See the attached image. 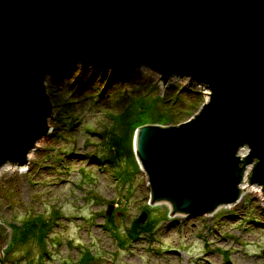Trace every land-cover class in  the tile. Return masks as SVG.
<instances>
[{"label":"water","instance_id":"water-1","mask_svg":"<svg viewBox=\"0 0 264 264\" xmlns=\"http://www.w3.org/2000/svg\"><path fill=\"white\" fill-rule=\"evenodd\" d=\"M77 63L209 91L193 120L134 134L153 205L191 218L234 206L249 165L264 196V0H0V171L24 169L49 135L45 78ZM10 233L0 224V254Z\"/></svg>","mask_w":264,"mask_h":264},{"label":"rangeland","instance_id":"rangeland-1","mask_svg":"<svg viewBox=\"0 0 264 264\" xmlns=\"http://www.w3.org/2000/svg\"><path fill=\"white\" fill-rule=\"evenodd\" d=\"M179 79L81 63L46 76L49 135L30 153L24 173L0 175V224L11 231L0 263L264 264L263 192L260 198L240 192L233 209L198 218L174 216L166 202L151 203L135 132L178 127L209 102L203 84ZM32 219L49 221L47 236L11 243L12 227ZM146 224L150 231L135 235Z\"/></svg>","mask_w":264,"mask_h":264},{"label":"trees","instance_id":"trees-1","mask_svg":"<svg viewBox=\"0 0 264 264\" xmlns=\"http://www.w3.org/2000/svg\"><path fill=\"white\" fill-rule=\"evenodd\" d=\"M134 124L137 125L136 121L134 122ZM133 127L134 126H132V128H130L127 131V133L129 131H131V129L133 131L134 130ZM126 143L129 145L130 141L128 143V139H127ZM116 144H117V138H115L114 140H112V145L114 146ZM29 221L30 222H26V224L24 225V227H21V226H19V227H12V232L13 233H12V237H11V243L13 241H16V242H18V245H24L31 238L34 239V238H37L39 236V238L42 240L43 237L47 236V235H45V233L47 232V230H45V228L49 226V224H48L49 221L48 222H45L43 219L42 220L41 219H32V220H29ZM148 226H150V225L149 224H146L143 227H139V228L136 227L135 229L137 230V232L134 231L135 235L136 234H139L140 232L148 233V230H149L148 229ZM22 230H23V233L21 234V231ZM134 233H133L132 236H130V238H133L135 236ZM9 247H12V246L10 245ZM86 259H83L81 261V263L82 264H87L88 261ZM3 263L4 262H1L0 264H3Z\"/></svg>","mask_w":264,"mask_h":264},{"label":"bare ground","instance_id":"bare-ground-1","mask_svg":"<svg viewBox=\"0 0 264 264\" xmlns=\"http://www.w3.org/2000/svg\"><path fill=\"white\" fill-rule=\"evenodd\" d=\"M144 69V71H146V72H148V73H150V72H152L150 69H148V68H143ZM150 71V72H149ZM156 73V72H155ZM174 78H176V79H178L177 77H174ZM181 79H179L178 81H180ZM182 80H184V78H182ZM181 80V81H182ZM187 81V80H186ZM185 80L183 81L184 83L186 82ZM203 94L205 95V96H207V97H209V92H208V90H205L204 92H203ZM48 120H50V118L48 119ZM42 140V139H41ZM32 155V154H31ZM31 155L29 154L28 155V157H27V159H28V161H29V159H31ZM25 168L24 169H19V168H17L16 166H11V165H6V166H4L2 169H1V171H0V175L2 174V173H4V172H14V171H17V172H19V174H22V173H24L25 171ZM251 177V176H250ZM250 177H249V172L246 174V176L244 177V179H243V181L241 182V184H240V186H239V189H240V192H242V193H249V194H255V195H258V197L260 198V197H263L262 196V191H261V189L258 187V189H257V187H252L253 185L250 183ZM244 199V198H243ZM242 199V200H243ZM241 201V200H240ZM167 205L170 207V209L172 210V207H171V205L169 204V203H167ZM227 208H229V209H233L234 208V206H229V207H227Z\"/></svg>","mask_w":264,"mask_h":264},{"label":"built area","instance_id":"built-area-1","mask_svg":"<svg viewBox=\"0 0 264 264\" xmlns=\"http://www.w3.org/2000/svg\"><path fill=\"white\" fill-rule=\"evenodd\" d=\"M252 171V169L250 168L247 172H251ZM247 174V173H246ZM246 175H245V172H244V175H243V179H244V177H245ZM250 176H251V174H250Z\"/></svg>","mask_w":264,"mask_h":264}]
</instances>
